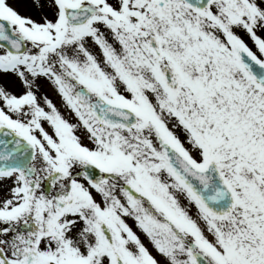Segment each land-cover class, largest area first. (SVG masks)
<instances>
[{
	"label": "snow or ice",
	"instance_id": "1",
	"mask_svg": "<svg viewBox=\"0 0 264 264\" xmlns=\"http://www.w3.org/2000/svg\"><path fill=\"white\" fill-rule=\"evenodd\" d=\"M0 264H264V0H0Z\"/></svg>",
	"mask_w": 264,
	"mask_h": 264
}]
</instances>
